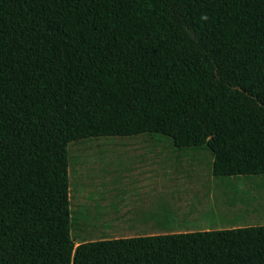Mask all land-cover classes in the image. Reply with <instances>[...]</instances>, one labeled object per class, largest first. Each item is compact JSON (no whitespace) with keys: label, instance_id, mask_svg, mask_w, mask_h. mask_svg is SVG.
Returning a JSON list of instances; mask_svg holds the SVG:
<instances>
[{"label":"trees","instance_id":"16d2710c","mask_svg":"<svg viewBox=\"0 0 264 264\" xmlns=\"http://www.w3.org/2000/svg\"><path fill=\"white\" fill-rule=\"evenodd\" d=\"M139 134L264 178V0H0V264H264V225L74 243L69 143Z\"/></svg>","mask_w":264,"mask_h":264},{"label":"rangeland","instance_id":"374dc122","mask_svg":"<svg viewBox=\"0 0 264 264\" xmlns=\"http://www.w3.org/2000/svg\"><path fill=\"white\" fill-rule=\"evenodd\" d=\"M68 156L75 244L102 239L118 222L110 216L117 206L139 203L128 199L136 188L123 192L117 185L134 168L165 180L162 206L158 200L152 209L164 214L163 224L160 216L156 223L157 233L264 225V178H214L206 147L178 149L170 138L139 134L70 142Z\"/></svg>","mask_w":264,"mask_h":264},{"label":"crops","instance_id":"0c3cea01","mask_svg":"<svg viewBox=\"0 0 264 264\" xmlns=\"http://www.w3.org/2000/svg\"><path fill=\"white\" fill-rule=\"evenodd\" d=\"M134 170L129 171L128 174L127 172L122 174L117 185L120 186L123 192L132 187L136 188L137 193L130 197L132 196L131 193L128 199H137L139 203L125 204L123 202L120 206H117L118 208L110 216L117 219L118 222L103 232V238L158 234L156 223L159 216L161 218L160 222L163 224L164 214L157 215L152 209L157 205L158 200L162 206L165 197V180L162 177L157 179L150 171L148 173L140 171L139 173L135 168ZM161 174L164 176L163 172ZM134 178H137V180L132 182Z\"/></svg>","mask_w":264,"mask_h":264}]
</instances>
